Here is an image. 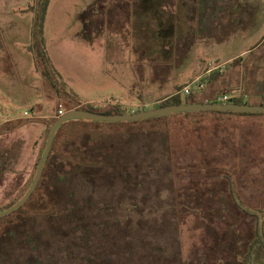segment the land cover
<instances>
[{
    "label": "rangeland",
    "instance_id": "1",
    "mask_svg": "<svg viewBox=\"0 0 264 264\" xmlns=\"http://www.w3.org/2000/svg\"><path fill=\"white\" fill-rule=\"evenodd\" d=\"M115 1H50L45 37L61 79H49L29 49L34 0H0V141L16 147L0 183V209L18 199L35 173L44 116L74 100L64 95L63 81L86 110L126 114L156 109L177 93L185 103L186 86L189 99L214 101L225 90L214 97L215 88L225 81L215 71L210 79L206 70L220 65L225 75L237 64L240 84L232 93L262 102L264 0L171 1L167 7L186 13L190 24L182 39L177 22L166 55L159 47L151 54V47L133 39L141 0ZM218 10L221 22L202 31L203 11ZM104 22L112 31L91 34ZM52 151L48 192L102 205L78 211V229L98 231L107 223L102 234H89L90 245L73 247L91 249L71 264H264L255 234L264 230V114L199 110L138 120L71 119L59 127ZM67 155L74 166L65 168ZM64 170L71 172L66 183L57 175ZM64 200L61 206L68 207ZM180 200L184 208H178ZM44 203L36 197L5 235L0 230V264L17 257L32 261L38 253L45 259L47 250L36 252L28 241L32 228L54 238L48 218L33 213Z\"/></svg>",
    "mask_w": 264,
    "mask_h": 264
},
{
    "label": "trees",
    "instance_id": "2",
    "mask_svg": "<svg viewBox=\"0 0 264 264\" xmlns=\"http://www.w3.org/2000/svg\"><path fill=\"white\" fill-rule=\"evenodd\" d=\"M51 0H34L33 4L30 6L31 9L34 11V22H33V28H32V36H33V43L29 46V49L33 51V53L36 56V61L38 66L43 70L42 72L49 78L53 79L54 77L60 78V74L57 71V68L55 67V64L51 58V56L48 53L47 50V43H46V37H45V20L48 12V7L50 4ZM124 2V0H116L115 2ZM173 0H141L140 1V8L145 14H149L150 16H154V19L157 18L158 21H156V24L154 26H151V23L146 20V15L143 17V14L137 13V11L134 13L136 17H140V24L143 29V39L139 46H146V47H151L150 53L152 54L153 52H156V49L159 47L160 53L162 55H166L169 53H172L170 47L172 44V41L174 38H176L177 34V15L179 14L178 12L174 11V9H170L167 7V5L173 6ZM165 3V4H164ZM114 4V3H113ZM172 4V5H171ZM112 5V4H111ZM108 10V9H107ZM147 12V13H146ZM152 13V14H151ZM156 20V19H155ZM87 31V28H86ZM181 28L179 27V34H180ZM136 34V32H135ZM139 47V48H140ZM163 51L165 53H163ZM161 55V56H162ZM169 56H171L169 54ZM151 57V56H150ZM152 58V57H151ZM172 58V57H171ZM63 92L64 95L68 94L72 100H68L65 102H60L58 111L56 115L50 119L48 127L45 130V137L44 141L40 150V153L38 155V159L35 162V168L37 170V165L38 161L42 155V152L46 146V141H47V136L48 133L50 132V128L53 124V122L56 120L58 116L61 115L60 109L62 108L63 112L70 110V109H86L85 105L82 104L79 95L75 91H70L68 89V84L63 81ZM58 95L60 94L61 96L63 95L60 90H57ZM263 93V100L260 102L258 105H264V85L262 89ZM176 95H172L169 97H166L165 99L162 100L160 103L159 107L163 106H168V105H175V104H182V101L179 99V97ZM189 95H187V100L185 103H193L195 102V99H189ZM234 101L236 102H245L241 97L233 98ZM214 101H219V97H216ZM63 103V104H62ZM250 103V102H247ZM222 113H229V114H239V115H257V114H264L263 112H237V111H231V110H214ZM106 113V112H102ZM63 122L61 125L65 124ZM2 142L0 141V183L3 180V174L8 171L10 168V163L12 161L11 159V154L16 152V147L8 148V146H4L1 144ZM16 146V145H15ZM53 154L52 148L49 154V157L47 159V162L44 167L43 174L40 178V181L28 199L25 204L14 211L13 213L3 216L0 218V230L7 229L6 227L12 226L15 223H17L18 220V215L24 211L25 207L32 202L36 197H41L42 200H45V203L42 205H39L35 207V211L33 212L34 214L38 216H43L48 218L46 220L45 225H50L52 228H49L48 230H51L52 232H56L53 236L54 238L50 239H45L43 238V234L47 235V229L44 231V233L41 235L42 231L35 232L34 228H32V233L30 231L29 236H28V241L30 245H32L33 250L36 252L38 251H43L44 249L47 250L43 256H45L43 259L42 255L40 253L36 254L35 257L32 258L31 260H26L22 259L20 257H17L16 259L12 260L11 262H14V264H71L72 261L79 256H89V251L91 249V246L89 249H87L84 252H78L77 249L75 252L74 248L76 244L79 246L81 245H90L92 240L89 234L92 232L94 235H100L102 233H98L100 230L104 231L103 228L104 226L107 225L105 222L102 226V229L100 230H94V229H88L87 227L85 228H77V220H76V214L78 211L82 212V210H86L89 207L90 208H96L97 206L100 207L102 205H98V201L91 202L88 204L90 201L89 200H76L74 199L71 195L70 196H63L61 199L58 197H53V195L48 192V184H46V173L50 164V159L51 155ZM65 160L67 162L66 166H74L73 162L71 161L70 157L67 155L65 157ZM35 170V173H36ZM67 171V170H66ZM64 172L62 171L58 172V178L60 182L66 183L67 181L70 180V173L71 172ZM35 173L33 174L32 178L30 179V182L26 188V190L18 197V199L14 200L13 202L9 203L5 207L1 208L7 209L13 206L15 203H17L27 192L29 189ZM65 198V202L70 204L68 207H62L61 202L62 199ZM107 200V199H106ZM104 200V201H106ZM42 203V202H41ZM109 208L114 207V206H109L110 202H105ZM65 204V203H64ZM184 203L180 200L177 204L178 208H184ZM104 208V207H103ZM105 209V208H104ZM109 211V210H108ZM111 215L114 216L113 214V209H110ZM62 219L67 220V224L65 226H61L60 224L62 223ZM113 219V218H112ZM118 219V218H117ZM129 219V217H128ZM7 220V223L2 226L3 223L2 221ZM260 219L259 217L256 220V223L260 224ZM7 230H4V235L6 234ZM75 231V232H73ZM76 233V234H72ZM88 234V235H87ZM256 237H257V242H260L262 245L259 246V248H263L264 250V230H257L255 232ZM87 235V236H86ZM95 240V239H94ZM83 248V247H82ZM10 254V253H9ZM40 254V255H39ZM9 260V259H8ZM10 261V260H9ZM8 262V261H5ZM13 264V263H9Z\"/></svg>",
    "mask_w": 264,
    "mask_h": 264
},
{
    "label": "water",
    "instance_id": "3",
    "mask_svg": "<svg viewBox=\"0 0 264 264\" xmlns=\"http://www.w3.org/2000/svg\"><path fill=\"white\" fill-rule=\"evenodd\" d=\"M199 110H231L237 112L264 113V105H258L247 102H236V101H229V102L207 101V102H193V103L168 105V106L158 107L156 109H148V110H142V111H138L134 113H126V114H106L100 112H93L81 108L67 110L56 118V120L53 122L50 128V132L48 133L47 136L46 146L38 161L37 170L29 189L17 203H15L10 208L1 210L0 218L9 215L14 211H16L17 209L21 208L36 189L40 181V178L43 174L44 167L49 157L56 133L63 122L77 118H88L95 121L138 120L141 118L170 115L177 112L199 111Z\"/></svg>",
    "mask_w": 264,
    "mask_h": 264
},
{
    "label": "crops",
    "instance_id": "4",
    "mask_svg": "<svg viewBox=\"0 0 264 264\" xmlns=\"http://www.w3.org/2000/svg\"><path fill=\"white\" fill-rule=\"evenodd\" d=\"M136 11H137V13L140 12L141 15L143 14V17H145V15H146V20L151 23V26H154L156 24V21H158L157 18H155L156 20L154 19V16H152V15L150 16L149 14L143 13V11L141 10V8H138ZM104 12H105V10H104ZM219 13H221V11L216 12V13H213V14L212 13H209L208 11H203V15H202L203 18L201 20H199L201 30L203 31V29H205L207 27H209L208 30H211V29L214 28L215 23H217L216 21H220L221 22V20H218L216 18V17H219L218 16ZM185 14L186 13H182V14L180 13V14H178L177 15V20H176V22H178V24H180L179 27L181 28V34L179 35V37L182 38V39H185V37H183V36L185 35V31H186L187 26H189V24H190V23L188 24V21L190 22V19L186 18V15ZM135 23H136V21H133V27H134L133 29H135L134 30V33H133V39H134V41L136 40V41H140L141 42L142 39H143V35L144 34H143V29H142L141 24H140L141 23L140 22V17L137 16V23H136L137 26H136ZM109 26L105 22L103 24L102 23L97 24V25L94 26L97 29H95V30L91 29V34H93L94 36H98V35L101 36V33H105V32H107V30L112 31L111 30L112 27L111 26L109 27ZM121 31L122 30H119L117 32H121ZM135 32H136V34H135ZM121 36H122V38H125V35H121ZM138 37H139V39H138ZM103 38L101 37V39H103ZM102 41L100 42L101 44H103ZM240 67L241 66H239V65L236 64L233 67V69L231 71H227V73H225V75L222 74V72L224 70H222L223 67L220 66V65L219 66H215L214 68H208L206 70L205 74L209 75L210 79L213 76L212 72L215 71L216 72L215 75H214L215 78L216 79L220 78L221 81H222V79L225 81L224 82V85H222L221 87L215 88V90L217 92H215L214 97L216 96V94L218 95L219 89H221V88L225 89L223 91V94L224 93H227L230 96H237V94H233L232 91L235 90L238 87V85L240 84V78H241V74L240 73L242 72V69ZM216 70H218V71H216ZM253 79H256V77H254ZM257 79H260V78H257ZM260 80H262V79H260ZM245 95L246 94H244V96ZM216 97H218V96H216ZM163 99H165V98H163ZM54 116L55 115H47V116H44V118H43V123L44 124H43V127L41 128V133H40V135L38 137L39 143L41 142L42 136L45 133L46 128L48 127V124H49L50 119H52Z\"/></svg>",
    "mask_w": 264,
    "mask_h": 264
},
{
    "label": "built area",
    "instance_id": "5",
    "mask_svg": "<svg viewBox=\"0 0 264 264\" xmlns=\"http://www.w3.org/2000/svg\"><path fill=\"white\" fill-rule=\"evenodd\" d=\"M183 92H184L185 95H189L191 93V90L189 89L188 86H186L183 89ZM237 97L238 96H230L229 94L224 93L221 97H219V101H222V102L234 101L233 98H237ZM60 112H61V114L63 113L62 108L60 109ZM25 115L26 116H29L30 115V112L29 111H25Z\"/></svg>",
    "mask_w": 264,
    "mask_h": 264
}]
</instances>
